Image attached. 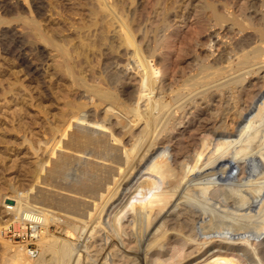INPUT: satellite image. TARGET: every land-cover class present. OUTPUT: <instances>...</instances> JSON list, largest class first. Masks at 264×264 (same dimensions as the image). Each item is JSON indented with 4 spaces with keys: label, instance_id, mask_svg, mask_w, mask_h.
Here are the masks:
<instances>
[{
    "label": "bare ground",
    "instance_id": "6f19581e",
    "mask_svg": "<svg viewBox=\"0 0 264 264\" xmlns=\"http://www.w3.org/2000/svg\"><path fill=\"white\" fill-rule=\"evenodd\" d=\"M111 1L89 3H98L100 15L109 18L100 23H105L102 33L114 32L109 42L111 56H105L109 70L105 74L99 67L97 71L93 68L84 76V57L79 60L82 64L77 61L81 67L72 59L79 53L74 52L77 47L72 55L67 51L60 54L57 71L70 83L62 86L76 96L70 97L64 87L62 112L53 118L45 115L42 122L47 140L39 150L52 151L55 160L45 169L38 158L30 172L36 181L29 191H16V197L5 199L6 211L14 216L1 222L0 229L23 210L37 211L42 227L37 245L48 255L44 264H125L124 258L130 260L127 264H264V0H143L137 19L130 10L137 0H114L112 5ZM39 7L41 11L43 6ZM190 19L192 27L187 25ZM186 26L187 32L180 36ZM206 27L211 32L202 41L200 35ZM234 27L237 36L254 32L256 46L249 48L252 40L245 39L232 47L228 35ZM224 40L230 44L227 53L214 58ZM200 46H208L210 51L187 63ZM214 46L219 48L212 51ZM232 54L235 60L228 57ZM39 67L27 64L26 70L37 74ZM217 99L222 106L217 110L219 121L222 116L227 120L233 116L242 131L236 146L231 144L233 140L226 145L233 146L231 160L220 166L216 183L224 198L217 199L213 185H198L202 197H189L195 196L190 181H207V164L176 169L161 186V166L153 160L160 145L166 143L171 130L184 124L192 109L206 105L210 110ZM224 120L216 129L228 134L230 127ZM179 200L190 211L188 222L182 223L172 212ZM213 206L220 209L217 219L222 220L210 231L207 221L215 219ZM58 210L78 215L62 217L66 236L62 239L48 230ZM142 219L150 226L137 251L111 245L118 238L119 225ZM185 226L189 236L182 233ZM101 232L104 239L98 236ZM15 246L19 250L8 247L11 258L6 264H30L25 249Z\"/></svg>",
    "mask_w": 264,
    "mask_h": 264
},
{
    "label": "rangeland",
    "instance_id": "374dc122",
    "mask_svg": "<svg viewBox=\"0 0 264 264\" xmlns=\"http://www.w3.org/2000/svg\"><path fill=\"white\" fill-rule=\"evenodd\" d=\"M37 1L38 0H0V223L14 216L10 215L6 211L3 204L5 199L16 197L18 195L15 193L16 191L22 193L28 192L31 185L35 183L36 177H34L30 172L35 169L36 163L40 160L39 162H41L44 165V168L47 169L51 164H53L55 160V155L52 153V151H40L39 146L46 143L47 140V136L44 137L45 132H43L45 131V123L42 124V122L45 121V115H47L49 118H53L55 117L54 115H58L62 112V94L65 95V91L68 90V93L72 98L76 96L74 92H70L68 88L62 86L67 84L69 87V78H62V74L57 71V66L62 62V52L66 53L67 51L70 55H72L74 54L72 52L74 51V47H77L78 50H80L78 51L75 48L76 51L74 52L75 54L79 52L77 55L80 56V53L83 50V53H81L83 54L81 56L82 58L77 55H72V59L75 62L85 59V63H83L85 65H83L84 68H86L83 70L84 76H88L89 74H91L93 68L97 71L99 67L101 71H105V74L106 71L109 70L106 66V62L108 63L106 57L111 56V48H109V42L110 38L113 37L114 32L112 33V29L111 31L108 30L109 32L106 30L107 32H105V35L102 33V26H104L107 20L109 21V18L107 19V17H103L105 15H100L101 13L98 11H101V8L98 7V3H95L96 0H94L95 2L93 5H91L93 0ZM121 1L125 3L127 2L126 0ZM183 1L188 3L191 0ZM113 2L114 0H112L110 4L112 5ZM135 3V5L129 6L132 7L130 10L132 11V14L134 13V19H137V16L141 14L139 12L140 10H142L141 5L143 3V0H137ZM137 4H139L140 6L139 9ZM38 5L43 6V8L41 7V11H39L40 7ZM92 7L96 8V10L94 9L92 11ZM7 8L9 11L6 10ZM133 9H138V12L136 13V11ZM92 12H95L98 16L95 13L93 14ZM145 12L143 13L145 14ZM148 12L149 10H147L146 14ZM138 13L139 15H137ZM93 15H96V18ZM103 18L105 19V21ZM102 22L105 23L100 24ZM192 24H194V22L190 19L187 25H190V27H192ZM187 30V26L181 29L180 36L184 32H187ZM210 32L211 30H209L208 27L204 28L202 30V34L200 35V39L202 41H206L207 34ZM226 33L227 31L222 32V35H225ZM237 33L238 30L234 27L233 31H231L228 35L232 40V47L235 46L238 42H241L245 39L252 40L249 48L256 46V35L254 32L248 31L239 34L238 36L236 35ZM99 35L102 36L100 37ZM103 36H105V41H103ZM97 37H99L100 39L103 38V40L97 39ZM89 38L91 39V41ZM99 41L101 42L99 43ZM178 41L179 39H176L174 40V43L178 44ZM89 42L92 47L94 46L92 43H97V46L94 47L97 50L100 49V53H98L97 50L95 51L94 48L92 49ZM61 43L63 44V46L66 44L65 47H62ZM226 46H230V44L227 43L226 40L223 41V44L220 46L221 48L214 46V49L212 51L216 50L215 48L220 49L215 52L214 58H219L221 55L227 53L225 50L227 49ZM79 47H81L82 49ZM87 47L88 49H86ZM196 49L197 53H192V55L188 57L187 63H190L191 61L189 60L191 59L199 58L200 54L205 55L210 51V48L208 46H200ZM99 55H102L101 58H99ZM42 56L45 60H43ZM78 57L80 59H78ZM228 57L235 60L234 54L229 55ZM212 59L213 58H211V60ZM73 60L72 62L75 65V62ZM102 60L105 62H103ZM82 62L83 61H79V63L81 64ZM97 63L99 64V66L97 65L95 67ZM27 64H29V66L31 65V67L41 66L38 68L40 69V71L37 74H30L28 70H26ZM81 64H79L80 67ZM182 67L186 69L185 72H189L187 64H184ZM64 87L67 90H64ZM157 90L158 93H160L161 90L159 88ZM212 104L210 110L206 109V105H203L201 108L197 106L195 109H192L185 118L184 124L177 126L174 130H171V135L166 139V143L164 145H160V149L153 157V160L156 159V165L161 166V186L164 185L165 181L176 169H187L192 166H195V168H200L202 164H207L208 168L210 169L207 181L204 183L199 182L197 184L190 181L188 184L191 185L193 191H195V196L189 197H202L203 192L201 190H198V185H213L212 189L215 193V196H217V199L219 197L224 198V195L220 192L221 187L216 183L217 179L221 177L220 166L223 163L231 160V156L233 155L234 150L231 147H233L232 145L236 144V140H242V131L239 129L240 127L238 119L234 118L233 116H230L228 120L224 116L221 117L222 120L225 119L224 121L227 128L230 127V130L228 129L229 135L223 133L225 132L223 129H221L223 132L221 130H217L216 127H219L218 125H221L222 121H219L220 118L218 117L217 110H220L222 106L220 103H218V99ZM142 108L145 109L144 106ZM180 115L181 113H179L177 117L181 118ZM232 120L234 121V123ZM146 122L143 124V127L145 126ZM19 123L21 127L19 126ZM39 124L41 126H39ZM19 128H21L22 130ZM23 128L27 131L24 130L23 132ZM6 129L8 132L5 131ZM17 129L20 131L18 132ZM213 133L215 135H213ZM220 134H224L223 137L220 136ZM231 136H233L232 139ZM4 138H6L5 140H7V143L8 141H10V146L5 143L6 141L4 140ZM13 140L15 141V144L12 146L11 141L14 142ZM230 141L232 144L231 147L226 146L229 145ZM31 145L33 146V149L30 148ZM41 175L43 176L42 172L41 174H39V176ZM174 184H177V182H175ZM135 197L136 196L133 195L132 199L134 200ZM159 199L161 200V198ZM159 199L157 201L160 202ZM133 200H131V198L128 200L132 201L130 203V206H132V204L134 203ZM15 204L16 203L11 202L7 203V205L11 206ZM181 204L182 201L179 200L172 209V212L174 216H180V220L182 223L188 222L189 220L187 221V218L190 211L185 210V207L183 205L181 206ZM213 208L215 219L213 218L207 221L210 231H213V228H215L218 221L222 220V218L217 219L218 215H220V209L218 207L216 208V206H213ZM223 208L224 207H222L221 209ZM65 216L76 217L78 215L73 211L58 210L55 216V218L57 219L51 221L48 228L49 232L52 235H55L60 239L66 237L64 232H62V229L64 227H62L61 221L62 217ZM161 225L162 224H160V226ZM149 226L150 225H148V223L143 219L140 222L133 223L132 225H129L127 222H125L118 227V238L113 239L115 241L113 243H111V239L110 243L111 245H116V248L118 249L125 247L136 250L140 245L139 241H141L144 235L148 233ZM204 226L205 225H203V227ZM160 230L161 229H159V231ZM182 233L186 236H189L188 227H186L185 230L182 231ZM104 234V232H101L98 234V236H102V239H104ZM99 243L101 244L105 242ZM15 245L16 244L9 242L3 237L0 238V264H6V262L10 261V259H7L11 258L8 247L12 246V249L15 250L17 249ZM40 247L39 249H41ZM101 255H98L99 259L104 257ZM47 256V253L41 252L39 250L38 258L29 259L25 255V259L30 264H44L43 261L47 258ZM124 260H126L125 264L130 263V260L128 261V258H124Z\"/></svg>",
    "mask_w": 264,
    "mask_h": 264
},
{
    "label": "built area",
    "instance_id": "2783aa9c",
    "mask_svg": "<svg viewBox=\"0 0 264 264\" xmlns=\"http://www.w3.org/2000/svg\"><path fill=\"white\" fill-rule=\"evenodd\" d=\"M38 218L37 211L23 210L8 224L2 225L0 236L24 248L29 258L36 259L39 255L37 241L42 231Z\"/></svg>",
    "mask_w": 264,
    "mask_h": 264
}]
</instances>
